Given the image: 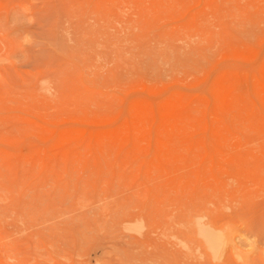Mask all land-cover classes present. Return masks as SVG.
<instances>
[{"label":"rangeland","instance_id":"obj_1","mask_svg":"<svg viewBox=\"0 0 264 264\" xmlns=\"http://www.w3.org/2000/svg\"><path fill=\"white\" fill-rule=\"evenodd\" d=\"M0 264H264V0H0Z\"/></svg>","mask_w":264,"mask_h":264}]
</instances>
